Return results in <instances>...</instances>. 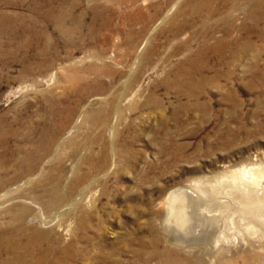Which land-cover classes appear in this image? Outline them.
Instances as JSON below:
<instances>
[{
    "label": "rangeland",
    "instance_id": "1",
    "mask_svg": "<svg viewBox=\"0 0 264 264\" xmlns=\"http://www.w3.org/2000/svg\"><path fill=\"white\" fill-rule=\"evenodd\" d=\"M13 1L0 8L36 15L28 0ZM172 2L81 0L87 14L71 38L51 27V38H0V190L46 197L60 185L64 206L95 179L81 206L101 236L113 240L115 230L147 239L152 226L164 238L162 202L172 189L202 175L264 167V0H179L163 19ZM211 35L226 43L222 60L208 50L217 40ZM5 40L29 46L11 53ZM195 56L207 62L208 78L190 87L182 72ZM40 140L53 143L48 152ZM28 152L51 160L25 171ZM29 174L33 185L24 184ZM16 203L0 198V225ZM257 223L248 239L239 231L216 246L171 250L177 264L196 255L199 264H264V223Z\"/></svg>",
    "mask_w": 264,
    "mask_h": 264
},
{
    "label": "bare ground",
    "instance_id": "2",
    "mask_svg": "<svg viewBox=\"0 0 264 264\" xmlns=\"http://www.w3.org/2000/svg\"><path fill=\"white\" fill-rule=\"evenodd\" d=\"M178 1L173 0L163 19L169 15L170 10ZM27 3L30 5L31 12L36 15H26L23 12L0 8V38H10V40L13 38H51V32L47 30L48 27H51L62 38H71L78 33L87 14V12L79 10L78 6L81 0H28ZM11 4L18 5L13 0H0V6L5 8ZM197 9H199L197 12H201L200 6ZM208 12L213 15L216 10L209 9ZM247 12L249 11L247 10ZM90 14L91 20H94L96 13L93 8ZM104 21H108V19ZM37 23H41L39 28ZM210 38H217V40L215 45L208 46V50L210 48L212 50L213 47L212 51L217 55V59H224L223 46L226 43L223 44V41H220L215 35H211ZM146 42L147 39L143 41L140 48L144 47ZM6 43H8V51L11 53L29 46L27 41H20L16 45L13 41ZM250 43H247L249 48H251ZM204 50L206 51L207 48L204 47ZM141 51L142 48L139 52ZM235 51H232L233 55L236 54ZM200 53L202 52L200 51ZM197 59L195 56L190 61L188 60L189 66L187 64L183 72L181 71L187 79L186 84L190 87H196L199 83L203 85V82L208 78L202 74L207 62L203 61L202 57ZM184 63L186 64V62ZM198 72L201 74L199 77V79L202 78L201 82L195 80ZM181 78L183 79V77ZM136 90L137 88L130 95H133ZM204 102L206 103V101ZM54 137L50 139V142L55 139ZM50 142L43 144L40 140L37 144H40L39 146H42L45 152H48L53 144ZM56 143L55 150L60 147L62 142ZM54 155L52 154L50 157ZM25 159V171L33 168L35 162L42 164L44 161L51 160V158L43 159L42 156L39 157L33 152H28ZM41 164L40 169H42ZM74 167L75 164L72 165L71 172L75 169ZM33 175H27L24 184L33 185L35 183ZM85 177L86 175L78 177L77 183L81 184ZM94 181L95 179L91 183ZM91 183L79 189L78 199L73 197L64 206L63 202L68 197L65 195L66 189L59 187L60 185L54 190L57 196L44 194L46 197H39V193H32L33 190L20 195H15L16 190L12 187L0 190V192L3 191L0 193L1 199L18 201L13 207L8 208L9 213L6 214L9 218L7 221L1 222L0 225V264H155V259L158 260V264H177L179 259L173 255L172 245H177L180 248L189 247L192 252L200 250L209 241H212L216 246L222 239L239 231H242L243 235L245 233L244 236L247 238L259 230L258 227L261 225L258 226V221L264 223V167H243L221 171L209 176L202 175L189 185L172 189L162 202L165 211H167L163 221V228L166 232L164 238L155 234V229L151 226L147 239L125 238L124 235L121 236L118 233L119 231L114 230L110 233L114 239L106 240L101 236L98 224L91 223L89 220L90 212L81 206L82 198L86 201L92 198ZM53 210L54 214H52ZM218 218L221 223L217 225L215 221L219 220ZM205 224L213 228L209 230ZM162 242L165 244L161 248L159 245ZM122 255H128L129 259L123 258ZM196 256L195 259L190 258L188 264H199L201 258Z\"/></svg>",
    "mask_w": 264,
    "mask_h": 264
}]
</instances>
